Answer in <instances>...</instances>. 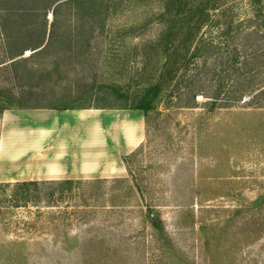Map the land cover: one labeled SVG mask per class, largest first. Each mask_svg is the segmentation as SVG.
Segmentation results:
<instances>
[{
	"label": "rangeland",
	"instance_id": "obj_1",
	"mask_svg": "<svg viewBox=\"0 0 264 264\" xmlns=\"http://www.w3.org/2000/svg\"><path fill=\"white\" fill-rule=\"evenodd\" d=\"M7 1L0 25L5 8L35 16L9 51L0 26V136L87 109L79 120L97 123L79 131L106 134L122 171L56 206L0 194V264H264V98L240 92L251 66L264 84V37L250 33H264V0H173L169 15L164 0H60L54 28L50 0ZM108 104L129 108H93ZM20 167L0 160V185Z\"/></svg>",
	"mask_w": 264,
	"mask_h": 264
},
{
	"label": "crops",
	"instance_id": "obj_2",
	"mask_svg": "<svg viewBox=\"0 0 264 264\" xmlns=\"http://www.w3.org/2000/svg\"><path fill=\"white\" fill-rule=\"evenodd\" d=\"M84 110L74 118L69 116L63 120L47 122L30 119L25 120L22 128L8 127L10 130L7 135L0 136V153H5L0 160L9 166L21 163V170L8 173L9 180H82L90 177H110L121 172L122 168L118 164L111 171L113 158L106 134L97 132L93 137L88 132L79 131L80 128L89 129V124L97 123L94 120L80 121L79 117L85 114ZM107 122L113 125L110 119ZM7 123L14 125L9 117ZM125 128L133 130L137 147L141 142L139 124L132 122ZM124 130V149L132 150L133 148L127 149ZM12 175L16 177H11Z\"/></svg>",
	"mask_w": 264,
	"mask_h": 264
},
{
	"label": "trees",
	"instance_id": "obj_3",
	"mask_svg": "<svg viewBox=\"0 0 264 264\" xmlns=\"http://www.w3.org/2000/svg\"><path fill=\"white\" fill-rule=\"evenodd\" d=\"M19 1H22V0H18V2ZM27 1L31 2L33 4L36 0H26V2ZM58 1H60V0H50V3L46 6V11L50 10V13L53 15V20L50 23L51 28H54V26L57 23V18H56L57 9L55 7L53 10H51V6L55 2H58ZM65 1H69V0H65ZM78 1H80V0H73V2H78ZM174 1L178 2L177 0H174ZM174 1L173 0H164V4L166 5V14L168 13V15H169L171 5L175 4ZM7 2L9 3L10 0H8ZM100 5H102V4H100ZM192 8H193V6H191L188 10H186L185 14H181L182 19L189 20L192 18V15L194 14L192 11ZM101 9L102 8H100V10ZM100 10L96 11L97 17L102 14V12L99 13ZM26 11H27V8H22V10H17V12H12L11 9L5 8V12L1 16V25H0L1 26V32L4 35L5 40H6L7 51L10 50V40L12 39V37L15 34L14 29L17 26H19V24H17V23H21L24 20L25 16H30V17L35 16L34 14H26L27 13ZM14 13H16V14H14ZM176 13H178V12H176ZM99 17L101 18V16H99ZM102 17H103V14H102ZM199 17H201V16H199ZM19 20H20V22H19ZM24 22H25V20H24ZM198 22H199V24L201 23L200 18H199ZM46 24H47V22H46ZM197 29H198V25H196V24L192 25L191 27H188L186 29V31L181 29V31L184 32V36L186 35L185 43L186 44L188 43L187 46L190 47L192 44L191 42L194 41L193 38H194V35H195V32L197 31ZM250 33L255 34V35H257V34L262 35V37H264V33H261V30L259 29V25L253 26V30H251ZM161 34L163 36L162 38H164V36L167 35V34H165L164 31ZM41 45L42 44H40L36 48H38V47L40 48ZM41 49L42 48H40L37 51H40ZM198 50H199V48H197V46H196V52ZM33 53H35V52H33ZM9 54L12 55L10 52H9ZM20 54H21V52L19 54H15L13 57L20 55ZM13 57H11V58H13ZM246 66H247V63L243 62V64L241 63L237 68L235 67L234 70L238 71V69H247V68H245ZM260 66L256 67V68H254L255 66H253V67L251 66V68L248 71L249 73H251L250 79H248L246 81V84H245V82H243L241 87H240V92L242 94L249 95L251 97V100H257L258 98H264V84H263V82H260V83L255 82L256 77H257L259 70L261 68ZM239 67H241V68H239ZM240 74H244V73L240 72ZM241 76L243 77V75H241ZM241 79H239V81H237V84L241 83ZM245 87H250L251 89L248 90L246 93ZM114 91L117 92L116 90H114ZM118 97H124V96L118 95ZM118 97H116V99H119ZM70 108L84 109V108H90V106H75V107H67L66 106V107H63L62 109H70ZM93 108H122V109H125V108H129V107H127L125 104L117 105V106L112 105V104H108L106 106H98V107L93 106ZM134 109H140L146 114L148 112L149 107L146 105L140 104V105L135 106ZM3 110L4 109L2 108V105H0V111H3ZM80 181L81 180L65 179V180H50V181L27 180V181H16V182H12V183H1V185H0V189H1L0 192L1 193L0 194L2 196L6 195L5 197L11 205L12 204H15L16 206L17 205H19V206H21V205H38L39 203H43L46 206H56L61 200L64 199V197L66 195L65 193L72 190L73 185L76 183H79ZM4 191H6L7 194H5L6 192H4ZM148 217L150 218L152 224H155L157 219H158L154 215H152V216L149 215Z\"/></svg>",
	"mask_w": 264,
	"mask_h": 264
}]
</instances>
